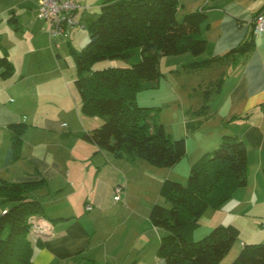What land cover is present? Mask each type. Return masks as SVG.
<instances>
[{
	"label": "crops",
	"instance_id": "0c3cea01",
	"mask_svg": "<svg viewBox=\"0 0 264 264\" xmlns=\"http://www.w3.org/2000/svg\"><path fill=\"white\" fill-rule=\"evenodd\" d=\"M76 1L82 6L81 0ZM177 1L178 19L205 12L201 29L208 42L206 52L199 57L191 53L174 56L179 62L174 68L178 69L238 47L247 39L255 15L261 10L264 13V0ZM37 6V0H0V53L6 54L15 67L12 77H0V178L10 183L47 181L44 188L29 194L42 202L47 218L41 225L50 234L40 245H33V264H78L86 260L127 264L129 253L125 247H117L112 227L125 208L123 198L127 200L130 186L144 181L149 189L157 191L170 178L185 183L191 167L206 152L216 149L223 135L237 136L246 145L248 186L234 193L221 216L214 214L212 224L222 225L230 215L253 202L264 201V33L256 38L253 52L236 66L226 63L198 73L185 72L197 75L194 79H198L195 82L200 91L198 95L190 94L189 99L177 92L174 104L184 119L187 117V125L192 123L195 129L188 133L186 156L173 168H158L143 160L115 158L85 142L82 134L97 125L74 127L63 105L51 99L44 56L58 47L60 38L50 36L45 22L33 20L38 19ZM87 10L85 4L79 13L80 24ZM214 82L216 87H212ZM204 105L207 110L197 114ZM19 122L29 128L18 159L6 166V156L13 148L9 125ZM124 185L128 192L121 203L115 202V189ZM87 206L92 209L87 210ZM9 207L6 204L4 212ZM60 217L69 220L52 222Z\"/></svg>",
	"mask_w": 264,
	"mask_h": 264
},
{
	"label": "trees",
	"instance_id": "16d2710c",
	"mask_svg": "<svg viewBox=\"0 0 264 264\" xmlns=\"http://www.w3.org/2000/svg\"><path fill=\"white\" fill-rule=\"evenodd\" d=\"M177 13V0H103L97 18L88 25L87 45L81 51L71 48L81 111L102 120L99 127L82 134L85 142L115 158L143 160L158 168H173L186 156V140H172L167 135L158 119L159 109L140 106L136 101L140 90L159 81L162 56L191 53L199 57L206 52L208 42L201 29L205 12L190 13L182 19H178ZM261 14L263 10L255 15L247 39L238 47L186 65L183 71L198 73L226 63L236 66L256 47L254 31ZM103 62L117 64L97 69ZM14 73L12 61L0 53V77L10 78ZM220 85L218 81L217 87ZM207 108L202 106L197 114H203ZM28 128L24 122L9 125L13 148L6 156V166L18 159ZM248 173L245 143L237 136L223 135L218 147L206 152L191 167L186 183L164 181L160 193L167 206L153 205L149 220L165 232L157 251L165 264H220L224 260L240 237L239 228L217 225L198 241L193 239L194 233L209 208L223 207L238 189L248 186ZM46 185L45 179L10 183L0 178V198L2 203L10 204L0 215V264H33L30 220L46 219L47 215L42 202L29 194ZM67 220L60 217L52 222ZM78 264L105 263L86 260ZM231 264H264V244L244 243Z\"/></svg>",
	"mask_w": 264,
	"mask_h": 264
},
{
	"label": "rangeland",
	"instance_id": "374dc122",
	"mask_svg": "<svg viewBox=\"0 0 264 264\" xmlns=\"http://www.w3.org/2000/svg\"><path fill=\"white\" fill-rule=\"evenodd\" d=\"M81 1L83 8H85V4L88 7L86 16L81 15V18H83L81 24L76 26L67 37H60L58 47L45 54L43 68L45 69V77L48 80L47 87L51 99L59 102L61 106L63 105L65 115L74 127H81L82 125L89 126L91 124L97 125L95 127H99L102 123L99 117H88L81 111L80 97L75 85L77 69L75 60L71 54V48L81 51L87 45L89 40L88 25L93 19L95 20L100 13L101 6L99 5H101L102 0L99 2L98 0ZM90 6L91 8H89ZM33 20H39L42 24L44 23L39 18ZM189 56L192 57L193 55ZM174 58H176L174 55L162 56L160 59V71L162 75L159 81L154 83L149 89L140 90L136 96V101L140 106L156 107L159 109L158 119L164 125L167 135L172 140L185 139L187 141L188 133L193 132L194 126H192V123H188L187 125L185 121L187 117L184 119L185 115L182 114L181 110L175 108L174 97L177 96L178 92L181 96H186L187 99H189L191 98L190 94H195L193 92H196V95H198L200 89L199 83L195 82L198 79H194L197 75H184L187 72L185 73L183 69L174 68L177 67L176 65L179 63L174 61ZM119 64L124 65L122 62ZM109 65H112L111 62H103L97 65L96 68L103 69ZM180 68H182V66ZM183 75L184 77H182ZM187 76L191 77L189 78ZM176 78L181 81L180 84ZM207 85L209 87V84ZM212 87H216V82H214ZM193 98L196 97L194 96ZM96 120L98 121L96 122ZM179 135L182 136L177 138ZM148 187L149 186H147L144 181L134 183L130 186V193L125 201L124 194L126 190L128 192V188H126L125 185L121 186V197L123 198L124 196L123 204L125 208L119 212L112 230H115L114 240L117 247H125L124 251L129 253L125 259L126 262H128L127 264H163L157 251L160 239L165 232L155 228L151 224L149 220V210L154 204L167 206V203L165 198L161 196V189L158 188L156 191ZM122 200L116 201L114 199L115 202L120 203ZM226 204H224V206ZM5 205L6 204L2 203V200H0V215L4 212ZM223 207L219 209L209 208L199 219L198 227L193 237L195 241L205 237L215 226L221 225H213L212 223L214 214L218 213L217 216L223 214L221 213ZM222 211L225 212L224 209ZM228 211L229 210L226 212ZM239 211L240 212L236 215H230V217L227 218L228 220H225L227 222L222 224L236 226L239 228L241 234L228 255L220 264H231L239 255L244 243L264 244V201L253 202ZM211 212L213 215H211ZM123 254L125 256V252Z\"/></svg>",
	"mask_w": 264,
	"mask_h": 264
},
{
	"label": "built area",
	"instance_id": "2783aa9c",
	"mask_svg": "<svg viewBox=\"0 0 264 264\" xmlns=\"http://www.w3.org/2000/svg\"><path fill=\"white\" fill-rule=\"evenodd\" d=\"M38 17L48 23L50 36L52 38L67 37L71 31L78 25L79 13L84 9L76 0H37ZM255 36L258 38L264 33V13L261 14L255 25ZM114 199L121 201V187H117L114 193ZM91 210L92 206H87ZM43 219H31L32 229L29 239L33 245H37L50 237L49 232L42 228ZM163 264L164 261L162 260Z\"/></svg>",
	"mask_w": 264,
	"mask_h": 264
}]
</instances>
